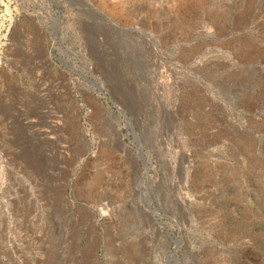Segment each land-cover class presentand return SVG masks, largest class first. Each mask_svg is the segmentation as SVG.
<instances>
[{
    "label": "rangeland",
    "instance_id": "1",
    "mask_svg": "<svg viewBox=\"0 0 264 264\" xmlns=\"http://www.w3.org/2000/svg\"><path fill=\"white\" fill-rule=\"evenodd\" d=\"M0 264H264V0H0Z\"/></svg>",
    "mask_w": 264,
    "mask_h": 264
},
{
    "label": "bare ground",
    "instance_id": "2",
    "mask_svg": "<svg viewBox=\"0 0 264 264\" xmlns=\"http://www.w3.org/2000/svg\"><path fill=\"white\" fill-rule=\"evenodd\" d=\"M120 1H122V0H120ZM119 2V1H118ZM123 42V41H122ZM179 67V63H177L176 64V66H173V68H175L176 70H177V68ZM184 67H186V65H184ZM183 67V68H184ZM186 69V68H185ZM75 71V70H74ZM185 72V71H184ZM148 75V74H147ZM154 75V74H153ZM188 75H190V74H188ZM184 78V77H183ZM195 80V79H194ZM149 83V82H148ZM161 84V83H160ZM199 84V83H198ZM69 85L70 86H72L73 87V85H74V82H72V81H70L69 82ZM163 86V85H162ZM168 86V85H167ZM180 86H182V85H180ZM161 90V89H160ZM165 90V89H164ZM149 91V90H148ZM71 92V99L72 100H76L75 99V97H74V92H73V89H72V91H70ZM199 92V91H198ZM204 92V91H203ZM202 93V92H201ZM92 99V98H91ZM147 101H148V103H149V105H150V107H151V111H154L155 112V108H154V105H153V98L152 97H149L148 96V98H147ZM97 103V102H96ZM163 105V104H162ZM167 112L169 113V114H171L172 112L169 110V109H167ZM150 114V113H149ZM187 115V114H186ZM186 118V117H185ZM189 120V119H188ZM189 141V140H188ZM177 144V143H176ZM177 146V148H179V145L177 144L176 145ZM141 152H143V150L141 151ZM145 162H147V159H145L144 160ZM137 164H138V162H136ZM146 175L148 176V171H149V167H147V165H146ZM169 171V170H168ZM171 180H173L172 178H171ZM171 185L174 187L175 185H174V182L172 181V183H171ZM162 189H163V187H162ZM164 192V191H163ZM182 208V207H181ZM184 208V207H183ZM109 213V210L106 208V209H103V211H102V214L105 216V215H107ZM155 214H156V212H155ZM167 242L169 243V241L167 240ZM182 242L183 243H185V237H182ZM177 243H178V241H177ZM169 259H174V256H173V254L170 256V258Z\"/></svg>",
    "mask_w": 264,
    "mask_h": 264
}]
</instances>
